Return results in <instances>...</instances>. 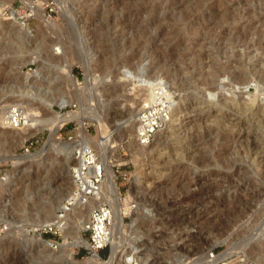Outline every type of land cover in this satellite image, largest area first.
<instances>
[{
	"label": "rangeland",
	"instance_id": "374dc122",
	"mask_svg": "<svg viewBox=\"0 0 264 264\" xmlns=\"http://www.w3.org/2000/svg\"><path fill=\"white\" fill-rule=\"evenodd\" d=\"M145 1L0 0V107L19 101L38 114L44 109L40 95L59 93L68 105L79 103L75 113L85 116L93 108L85 76L94 71L109 78L98 87L106 104L101 116L109 126L115 114H129L144 97L143 85L123 87L118 70L144 65L167 83L174 123L154 135L138 160L133 144L125 143L133 129L116 133L117 143L124 142L108 158L130 179L126 193L127 186L115 180L122 216H129L123 221L131 223L133 188L153 219L137 218L136 248L128 252L156 264L174 258L206 264L209 252L230 253L227 264H264V0ZM26 6L34 7L33 16H27ZM11 16L15 24L6 20ZM76 50L88 55L89 72ZM65 57L75 88L58 71ZM39 80L41 87L32 83ZM70 109L76 108L60 113ZM84 124L97 143V124L89 119ZM76 128L80 132L70 121L58 137L66 142ZM5 130L0 126L3 178L13 170L3 156H24L21 144L12 148L15 131ZM31 136L32 155L44 146L48 132ZM58 156L51 152L21 163L10 180L0 178V264H81L90 257L84 246L61 248L62 234L44 233L34 224L40 210H51L70 187L68 160ZM80 235L86 241L87 233ZM38 238L58 242V249L37 248ZM123 238L130 239L127 231ZM110 253L107 246L97 254L108 261Z\"/></svg>",
	"mask_w": 264,
	"mask_h": 264
},
{
	"label": "bare ground",
	"instance_id": "6f19581e",
	"mask_svg": "<svg viewBox=\"0 0 264 264\" xmlns=\"http://www.w3.org/2000/svg\"><path fill=\"white\" fill-rule=\"evenodd\" d=\"M147 3H151V0H147ZM25 4H27V2H25ZM6 20H9V22H12L13 24L16 23V20L13 19L12 16L11 18L8 17ZM79 44L76 43V47L77 48L79 47L80 49ZM76 52L77 53L74 54L76 59L79 60L83 69L86 72H89V70H91L89 69L91 62L88 58V55H86L85 51L79 52L78 50H76ZM63 56H66V55L63 53ZM30 61H34V59H29L28 62ZM24 63L25 62L22 61L21 63L18 64L19 66L17 65L18 70ZM69 68H70V61L65 57L58 67L59 74L62 76L64 75L65 78L62 80L61 77H57L56 79H61L62 81L66 82L65 84H67L68 87L75 88L74 87L75 83L72 80ZM92 72H89V73H92ZM89 73L85 76V84H87L88 86V93H89L88 100L93 104L92 106L93 108L87 109L85 112L86 113L85 116H82L79 113H75V111L80 110L79 103L77 102L74 103L75 106H77L76 109H70L71 111L69 112L60 113L61 110L63 109L65 110L66 107L69 106L68 105L69 101L66 99V97H63V95L59 93L53 94L49 98L41 94L40 97L42 98V101L40 103L44 105L43 107L44 109H43V112L38 113V114L33 113V109H30L29 108L30 106L28 104L26 103L23 104L19 101L17 102L13 101L11 104H7L5 106L1 105L0 107V126H1V130L3 131L7 128L6 126H4V117H5L6 110L10 105L19 104L20 106L24 107L25 111L27 112L29 116V121L26 124V126L22 128L20 127L19 129H6L5 130V131H12V132L15 131L16 133V140H14V143L12 145L13 149L16 146H19L20 144H22L24 139H26L27 137L33 134L35 135V133L36 132L38 133V131L41 132L42 130H46L48 132L47 141H45V144L41 148L40 151L32 155L31 153H29L24 156H18V155H14V153L11 152V154H7L3 156L2 158L3 161H10V163L13 165V170L7 172L3 180L4 181L10 180L15 174V171H16L15 167L21 163L33 161L34 159L44 156L46 154H50L51 152H56L59 156H63L64 159L68 160V165L65 171L66 172L65 179H67L69 183L68 185H70V187L68 188V191L65 190L67 192L65 193L63 192V194L59 197V200L57 201L55 206L52 207L51 210H49L48 208H43L42 210H40L39 215H37L38 213L36 214L37 217H36V220L34 221V224L40 229L55 225L56 228L60 230V233L62 234L63 244L61 248H64L67 246H70L71 248L78 247V246L85 247L86 241L81 237L80 231L84 229V224L87 223L91 209L93 207L101 205L102 203H107L109 207L111 208V225L109 227L110 228L109 248L111 247L110 257L108 261H105V260L100 259L97 253L92 252V253H89L90 257L85 258L82 261V263L84 264H123V257L128 252V250H133L136 248L135 247L136 240L134 239L138 235V230L136 229L134 223L136 222L137 218L140 219L141 222L145 221L147 223L151 222L153 219H152V215L149 212V209L147 208V206H145L143 202H141L140 199H138V197L136 196L137 192H135L133 188L132 191L129 193V197L132 200H134L136 203L133 204L132 208L130 206L129 212L133 211L132 215L130 216L131 223H129L128 225H125L123 221V216H122V213H124L125 210L124 211L122 210V198L120 195H118L117 186L114 181L115 176H114L113 171L110 169V166L108 163V159H109L108 156L110 152L111 153L114 152V149L116 146H120V144L124 142V141H120L119 142L120 144L117 143V141H119L118 139L119 137L116 135L117 131L122 129L121 131L122 134L123 133L125 134L126 130L124 131L123 129L129 126V128L131 127L134 132L135 125H136L135 118L139 110L142 108L143 104L148 103L150 101L156 87L158 86L165 87V84L167 83H165L164 80L156 76V74L149 73V71L146 70L144 65L137 64L133 68H130L128 65L121 67L118 70V76L116 77H118V79L126 83V84H123V87L137 88L143 85L144 97H140L138 99V103H136L135 105L136 108L135 109L132 108L133 111H131L129 114L122 115V117L120 116L121 115L120 113L115 114L116 116L112 118L111 125L106 126L104 123V119L101 116V113L104 111L103 109L106 104H104L103 103L104 101L101 99L98 87H100L99 86L100 84L107 83L106 80L109 78L108 76L102 78L99 75H96L95 73H92V74H89ZM22 77L23 79L27 78V76L24 73ZM29 83H30V80H29ZM32 83L40 87L42 86V84L40 83V80H39V83H35V82H32ZM167 93L171 101V96L169 94V91ZM128 95L133 97V91L128 92ZM173 103L174 102L171 101V106H170L169 115L167 117V120L162 124V126L157 132L162 131L164 128L169 129L173 125L174 123ZM53 105L56 106L60 110V112H55L52 109ZM131 105L133 106L134 102ZM129 108L131 107L129 106ZM86 119H89L95 122V124L99 126V129H98V126L96 125L97 134L99 136V141L97 143L94 142L90 134L85 130L86 124H84V120ZM68 121H76L78 123L79 131L81 132V134L80 132H78L77 128H76L77 130L76 134L79 136L80 138L79 140L82 141V143L85 146L93 149L96 152V154L100 157V160L103 163L104 174H103L102 181L100 183V189H99L100 191L98 193L99 195L97 197H91L85 205L73 207L69 212H67L64 215L65 228L61 229L60 227L62 226L59 227L60 219H58V217L56 216V210L62 206L63 200L69 195L72 189V181L70 178V168L74 163H76V160L72 156V150H73L74 144L70 141L63 142L58 137V131H59L58 129H60V127H62ZM131 141H133V143H131ZM125 143H128L127 145L133 144V146L135 147V150L137 151L136 153L137 160L139 156H141V154L144 153L145 150L150 146V143H148L147 145L136 144L135 133H133L132 136L128 135V140L125 141ZM62 180H64V177L61 179V181ZM131 181H132L133 187H135V182L137 181V178L135 176H132ZM129 182H130V179H129ZM126 231L129 233V237H130V239L128 240H125L123 238ZM68 239H71L72 241L68 243L67 241ZM55 249L56 250L58 249L56 245H55ZM70 252L71 251L69 252L63 251V253H67L68 255H70ZM230 255L231 254L227 252V253H222L221 255H214L212 257H209L210 255L208 253L209 258L207 259L206 264H210V262L218 260V259H224V258L230 257ZM141 257L136 256V253H135V258L138 264H156V263H148L147 259L141 258ZM184 261L182 260L178 261L174 258V260L172 262L170 261L169 264H183Z\"/></svg>",
	"mask_w": 264,
	"mask_h": 264
},
{
	"label": "built area",
	"instance_id": "2783aa9c",
	"mask_svg": "<svg viewBox=\"0 0 264 264\" xmlns=\"http://www.w3.org/2000/svg\"><path fill=\"white\" fill-rule=\"evenodd\" d=\"M25 9L28 11L26 13L27 16H33L32 10L34 7L26 6ZM167 92V87H156L150 101L143 104L142 108L137 113L134 130L136 144L147 145L150 143L154 134L167 120L171 106V101ZM68 107L76 108L74 103H71ZM28 121L29 116L24 107L19 104H13L7 108L4 117V126L7 127L6 129L22 128L26 126ZM62 127L58 130H61ZM86 127L87 125H85V130L87 131ZM32 138L33 137H27L22 142L21 148L23 155L29 154L30 150L33 148L35 141ZM79 139V136L75 133L68 136L66 140L74 144L72 156L76 160V163L70 168L72 189L69 195L63 200L62 206L56 210V216L60 219L59 227L62 226L60 227L61 229L65 228L64 215L67 212L73 207L85 205L91 197H97L99 195L100 183L104 174L103 163L100 157L93 149L85 146ZM108 163L110 169L114 173V181L119 179L122 186H127L125 190L126 193L130 184L129 175L119 171L118 165H115L110 159H108ZM0 178L2 179L3 177ZM119 194L120 192H118V195ZM133 204L134 202H131V208ZM126 216L128 215L124 217ZM110 225L111 208L107 203H102L91 209L87 223L84 224V229L82 230L87 233L86 246L84 249L88 254L92 252L98 253L101 249L109 246ZM43 231L44 233L49 231L57 236L61 235L60 230H58L55 225L45 227ZM47 241H49L53 250L55 249V245H58L56 241ZM209 255V257L214 256L212 252H209ZM123 264H138L134 251H129L125 254L123 257ZM210 264H227V260L226 258L218 259L210 262Z\"/></svg>",
	"mask_w": 264,
	"mask_h": 264
},
{
	"label": "water",
	"instance_id": "95a60500",
	"mask_svg": "<svg viewBox=\"0 0 264 264\" xmlns=\"http://www.w3.org/2000/svg\"><path fill=\"white\" fill-rule=\"evenodd\" d=\"M34 244L37 248H43L46 251H49V253H52L53 249L50 246L49 241L38 238L34 241ZM210 245V244H207Z\"/></svg>",
	"mask_w": 264,
	"mask_h": 264
},
{
	"label": "trees",
	"instance_id": "16d2710c",
	"mask_svg": "<svg viewBox=\"0 0 264 264\" xmlns=\"http://www.w3.org/2000/svg\"><path fill=\"white\" fill-rule=\"evenodd\" d=\"M104 255V254H103Z\"/></svg>",
	"mask_w": 264,
	"mask_h": 264
}]
</instances>
